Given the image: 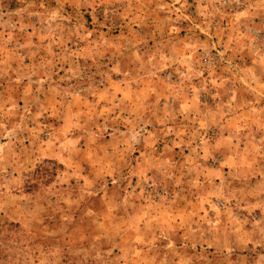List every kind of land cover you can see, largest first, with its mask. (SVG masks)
Instances as JSON below:
<instances>
[{"label": "rangeland", "instance_id": "374dc122", "mask_svg": "<svg viewBox=\"0 0 264 264\" xmlns=\"http://www.w3.org/2000/svg\"><path fill=\"white\" fill-rule=\"evenodd\" d=\"M0 264H264V0H0Z\"/></svg>", "mask_w": 264, "mask_h": 264}]
</instances>
